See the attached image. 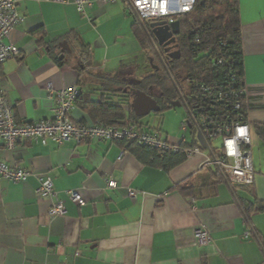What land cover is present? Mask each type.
<instances>
[{
  "label": "crops",
  "instance_id": "0c3cea01",
  "mask_svg": "<svg viewBox=\"0 0 264 264\" xmlns=\"http://www.w3.org/2000/svg\"><path fill=\"white\" fill-rule=\"evenodd\" d=\"M238 9L247 119L253 126L264 123V0H238ZM17 10L24 21L4 42L18 53L0 66V88L16 119L50 118V91L77 85L83 97L73 121L96 122L89 104L121 101L124 94V122L159 127L167 139L179 141L171 127L163 130L162 118L160 125L131 118L133 92L120 73L132 67V76H139L150 49L133 28L135 15L126 2L91 0L80 15L71 2L17 0ZM62 41L70 51L59 46ZM81 47L88 49L87 65L80 64ZM186 116L185 109L182 121ZM196 135L188 126L182 145L197 146ZM258 143L252 129L255 178L249 186L214 177L217 169L204 165L207 150L166 171L129 151L118 160L123 147L107 140L21 141L13 150L0 145L1 159L31 171L23 182L0 180V264H264V210H253L247 221L238 201L264 204V147ZM39 174L52 177L63 215L49 217L50 200L36 196ZM109 177L116 188L107 187ZM183 182L194 188L191 196L175 189ZM129 188L139 196L130 198ZM69 190L84 205L71 202ZM200 227L208 231L206 245L194 239Z\"/></svg>",
  "mask_w": 264,
  "mask_h": 264
},
{
  "label": "built area",
  "instance_id": "2783aa9c",
  "mask_svg": "<svg viewBox=\"0 0 264 264\" xmlns=\"http://www.w3.org/2000/svg\"><path fill=\"white\" fill-rule=\"evenodd\" d=\"M58 3L71 2L80 15H84V6L90 5L91 0H53ZM100 3L126 2L130 10L143 22L151 20H165L170 23L179 16L192 10L195 0H98ZM155 4L156 7L152 5ZM164 5L161 11L159 5ZM24 21V17L17 10V0H0V66L18 53V48L6 44L4 39L14 27ZM214 65L220 66L224 80L212 79L209 82H195L193 106L188 111L187 119L180 123L182 135L178 142L167 139L159 127L144 128L142 125L126 122L124 125H112L104 122L92 124L77 123L72 119V111L80 95L77 85L59 88L51 92L54 98L52 116L38 121L18 120L14 116L12 102L5 89L0 88V145L7 150H13L21 141H33L42 145L55 142L58 145L73 140L77 143L91 140H107L113 142L134 143L140 146L152 147L160 152L185 153L187 157L205 151L197 141L195 147H184V132L188 124L200 131L209 144V156L204 165L221 169L227 181L233 185H252L255 173L252 168V128L243 121L240 114L242 101L246 102V88L244 81L238 77L234 65L229 59L219 57L214 59ZM239 84L240 87H239ZM244 128L245 135H237V129ZM220 139V145L212 144ZM233 139L240 153L239 158L227 155L226 141ZM214 149V153L211 151ZM127 149L122 148L118 155L120 160ZM31 171L19 166L7 164L0 158V180L13 183L23 182ZM38 186L35 190L38 198L50 200L49 217L63 215L65 207L54 189L52 177L39 174ZM108 188H116V182L110 177L106 179ZM140 192L127 189V195L134 199ZM69 200L77 205H84V199L74 190L66 191ZM194 239L199 245L210 242L208 231L203 227L194 232Z\"/></svg>",
  "mask_w": 264,
  "mask_h": 264
},
{
  "label": "trees",
  "instance_id": "16d2710c",
  "mask_svg": "<svg viewBox=\"0 0 264 264\" xmlns=\"http://www.w3.org/2000/svg\"><path fill=\"white\" fill-rule=\"evenodd\" d=\"M177 19L180 28L179 53L171 60L165 58L158 47L153 48L139 23L138 17H134L132 24L136 33L141 36L144 49L148 48L155 54L156 52L157 54L160 53L158 57L157 55L155 57L159 66L155 68L150 66V63L147 64L151 57L145 50V67L147 69L144 67L139 76H132V78L139 79L140 83L130 85L125 80V84L132 92L135 89H140L150 94L160 107L158 114L169 108L172 100L179 99L181 94L183 106H185L188 115V111H191L194 104L192 86L195 82H209L212 79L224 80L220 66L213 64L216 58L224 57L231 60L234 65L233 69L238 72V77L244 81L238 0H195L192 10ZM67 38L69 40L70 36H67ZM70 42L73 43V41ZM88 56V49L81 47L80 64L87 65ZM184 83L189 85V92L185 89ZM121 96L124 98L121 101L89 104L90 112L94 115L96 122L112 125H124L126 123L124 122L125 117L122 106L125 102H128V98L124 94ZM82 97L80 91L76 104ZM130 114L132 119L138 118L132 110H130ZM240 114L243 116V121L248 122L245 101H242ZM185 119H187V116ZM251 128L264 147V123L255 122ZM118 143L142 163L161 167L166 171L182 163L187 158L185 153L160 152L155 148L134 143ZM184 147L191 148L193 145H184ZM211 151L214 153L213 148H211ZM216 169L214 177H221L227 181L223 171ZM175 189L185 197L194 193V188L184 182L177 184ZM231 189L235 192L234 186ZM238 201L247 221L250 212L253 210H264V204L261 202L253 201L243 204L242 200ZM260 244L264 249V239H260Z\"/></svg>",
  "mask_w": 264,
  "mask_h": 264
},
{
  "label": "water",
  "instance_id": "95a60500",
  "mask_svg": "<svg viewBox=\"0 0 264 264\" xmlns=\"http://www.w3.org/2000/svg\"><path fill=\"white\" fill-rule=\"evenodd\" d=\"M139 19V18H138ZM139 23L144 30L145 34L149 38L153 48H155L154 40L159 44L166 46L167 44L174 41L172 38L173 35H177L180 32L179 21L174 20L170 23H167L165 20H151L149 22H143L139 19ZM66 41H62L59 43V46L63 49H68L66 45ZM70 51V49H68ZM178 55V51L176 52V56ZM63 54L59 57L62 58ZM152 62V58L149 59V63ZM157 68V66H154ZM140 83V80L133 77V81L130 82V85H137ZM133 99L131 103V109L134 115L138 118L149 115L151 112L158 113L160 110L159 105L155 101V99L148 93L135 89L132 93ZM179 99L184 105L182 101L181 94L179 95ZM185 107V106H184ZM189 128L192 127V124H188ZM197 141L202 149L209 151V144L206 139L202 135L200 131H197L196 135Z\"/></svg>",
  "mask_w": 264,
  "mask_h": 264
},
{
  "label": "rangeland",
  "instance_id": "374dc122",
  "mask_svg": "<svg viewBox=\"0 0 264 264\" xmlns=\"http://www.w3.org/2000/svg\"><path fill=\"white\" fill-rule=\"evenodd\" d=\"M149 57H151L153 59V65L155 66H159L158 60L156 57V54L152 51L149 50L148 52ZM145 69H147L145 67ZM184 87L185 89L189 92V85L187 83H184ZM185 114V109L183 107L182 102L180 101V99H175L172 100L171 102V106L167 109H164L163 111H161L159 114L158 113H153L151 112L149 115L141 117V123L146 125L147 122H149V124L153 125V123L157 124H161V118L163 120L162 123V127L163 130H168L169 127H171V130L173 131V133L176 134V137H180L182 135V132L180 130V123L183 119V116ZM156 115H158V118L156 117ZM159 120V122L157 121ZM157 122V123H156ZM187 136H189V133L187 132ZM220 139H215L213 140L212 144L215 146H219L220 145ZM258 145H260L258 143ZM258 152V149L254 150V156L256 155V153ZM255 163V162H254Z\"/></svg>",
  "mask_w": 264,
  "mask_h": 264
},
{
  "label": "flooded vegetation",
  "instance_id": "af4514ba",
  "mask_svg": "<svg viewBox=\"0 0 264 264\" xmlns=\"http://www.w3.org/2000/svg\"><path fill=\"white\" fill-rule=\"evenodd\" d=\"M176 20H178V19H176ZM172 38L174 39V41L169 43V44H167L166 46L159 45L154 40L155 48L158 47V49L161 51V53L164 55V57L168 58L169 60H171V59L176 57V52L177 51L179 53V34L173 35ZM159 54H157V52H156L157 57L159 56ZM152 62H153V59H152ZM152 62L150 63V66L154 67L155 65H153ZM147 64L149 65V61L147 62ZM133 70H134V68H132V67H129V68L123 70L120 73L121 74V78L126 80L128 83L132 82L133 81V78H132Z\"/></svg>",
  "mask_w": 264,
  "mask_h": 264
},
{
  "label": "clouds",
  "instance_id": "9594fccd",
  "mask_svg": "<svg viewBox=\"0 0 264 264\" xmlns=\"http://www.w3.org/2000/svg\"><path fill=\"white\" fill-rule=\"evenodd\" d=\"M152 6L156 7L155 4H153ZM159 7H160V9L162 11V9L164 8V5L160 4ZM245 131L246 130L244 128H238L237 129V135L243 136V135H245ZM226 145H227V155L229 157H235V158L238 159L239 156H240V153H239V151H238V149L236 147L235 141L233 139H229V140L226 141Z\"/></svg>",
  "mask_w": 264,
  "mask_h": 264
},
{
  "label": "snow or ice",
  "instance_id": "6c2138e0",
  "mask_svg": "<svg viewBox=\"0 0 264 264\" xmlns=\"http://www.w3.org/2000/svg\"><path fill=\"white\" fill-rule=\"evenodd\" d=\"M162 11H164V8L162 9Z\"/></svg>",
  "mask_w": 264,
  "mask_h": 264
}]
</instances>
